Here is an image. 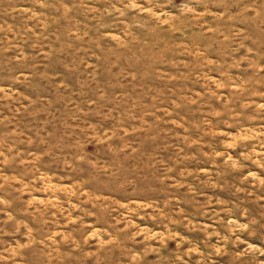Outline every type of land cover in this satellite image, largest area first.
Instances as JSON below:
<instances>
[{
	"label": "rangeland",
	"instance_id": "rangeland-1",
	"mask_svg": "<svg viewBox=\"0 0 264 264\" xmlns=\"http://www.w3.org/2000/svg\"><path fill=\"white\" fill-rule=\"evenodd\" d=\"M0 264H264V0H0Z\"/></svg>",
	"mask_w": 264,
	"mask_h": 264
}]
</instances>
